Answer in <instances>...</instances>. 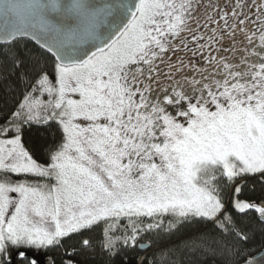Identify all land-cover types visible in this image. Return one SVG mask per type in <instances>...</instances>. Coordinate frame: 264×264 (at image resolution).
<instances>
[{"label":"snow or ice","instance_id":"snow-or-ice-1","mask_svg":"<svg viewBox=\"0 0 264 264\" xmlns=\"http://www.w3.org/2000/svg\"><path fill=\"white\" fill-rule=\"evenodd\" d=\"M257 234L264 0H0V264H264Z\"/></svg>","mask_w":264,"mask_h":264},{"label":"trees","instance_id":"trees-1","mask_svg":"<svg viewBox=\"0 0 264 264\" xmlns=\"http://www.w3.org/2000/svg\"><path fill=\"white\" fill-rule=\"evenodd\" d=\"M44 133L43 130L41 129L39 132H37V130L35 128L32 129L31 134L30 135H26L25 136V142H26V146H30L32 142L34 141H41L43 139ZM43 162V161H41ZM262 240H264V237H261L260 234H257L254 239L249 243V247L255 249V251L253 252V255H255L256 253H258L260 250H262L263 248L260 247ZM30 251L34 252V251H41L43 252V254L47 257H50L52 259L56 260V264H61V260L62 259H66L67 257L64 256L63 254V250H57V249H29ZM141 255H143V253H141ZM19 264V262H18ZM23 264H28V261L23 262Z\"/></svg>","mask_w":264,"mask_h":264},{"label":"water","instance_id":"water-1","mask_svg":"<svg viewBox=\"0 0 264 264\" xmlns=\"http://www.w3.org/2000/svg\"><path fill=\"white\" fill-rule=\"evenodd\" d=\"M262 253H264V248L254 256L259 260ZM27 257L30 260H35L36 264H48V261L50 259V257L45 256L41 251L32 252L30 250L27 251Z\"/></svg>","mask_w":264,"mask_h":264},{"label":"flooded vegetation","instance_id":"flooded-vegetation-1","mask_svg":"<svg viewBox=\"0 0 264 264\" xmlns=\"http://www.w3.org/2000/svg\"><path fill=\"white\" fill-rule=\"evenodd\" d=\"M34 252H36V251H34ZM30 259H27V260H25L24 262H26V261H29Z\"/></svg>","mask_w":264,"mask_h":264}]
</instances>
